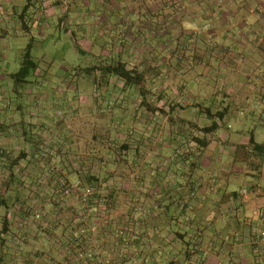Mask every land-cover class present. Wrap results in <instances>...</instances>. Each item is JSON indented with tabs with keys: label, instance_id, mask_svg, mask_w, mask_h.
Segmentation results:
<instances>
[{
	"label": "crops",
	"instance_id": "crops-1",
	"mask_svg": "<svg viewBox=\"0 0 264 264\" xmlns=\"http://www.w3.org/2000/svg\"><path fill=\"white\" fill-rule=\"evenodd\" d=\"M76 1L0 0V81L12 78L8 63L13 51L25 50L29 43L41 45L55 25L75 24L68 33L80 39L75 43L81 47L87 21H77L82 16L71 9ZM242 35L246 43L239 46L233 38L227 63L213 60L236 76L223 87L213 86L211 98L193 92L189 118L203 117L200 106L220 97L228 106L249 100L239 89L250 90L255 84L249 74L264 69V33L252 28ZM37 62L33 79L15 82L18 100L11 103L20 109L10 108L6 90L0 89V103L7 105L0 112V264H264V152L257 154L251 142L264 146L261 133L256 138V129L246 127L250 136L242 135L236 122L225 124L229 108L221 105L211 108L212 114H224L218 128L206 134L207 144L175 148L171 127L167 132L163 127L162 142H152L155 128L150 124L157 112L136 108L133 117L148 114L149 126L137 122L134 144L115 150V157L113 152L107 155L96 144L101 134L93 132L86 154L75 147L77 134L64 121L24 110L25 103L39 106L43 95L49 104L57 97L54 85L60 80L52 59L44 55ZM110 82L105 80V85L110 87ZM66 98L64 94L62 101L70 109ZM184 114L175 116L188 121ZM163 115L173 117L170 112ZM84 161L92 166L87 186H100L87 214L79 190L66 193L57 184L81 179L76 167ZM253 168L259 176L247 170ZM237 173L246 179L239 186Z\"/></svg>",
	"mask_w": 264,
	"mask_h": 264
},
{
	"label": "rangeland",
	"instance_id": "rangeland-1",
	"mask_svg": "<svg viewBox=\"0 0 264 264\" xmlns=\"http://www.w3.org/2000/svg\"><path fill=\"white\" fill-rule=\"evenodd\" d=\"M71 9L77 11L76 15L82 16L77 21H87V38L80 47L75 43V40L80 42V39H74L68 33V29H73L75 24H66L64 27L55 25L45 40H40L41 45L31 47V56L35 60H41L44 55L49 60L52 59L55 69L53 72L58 75L57 80L60 82L54 85L57 89L54 103L49 104L43 95L39 106L33 107V102V108L28 103L23 107L24 110L35 111L37 114L49 113L55 121H64L63 126L73 128L77 134L75 147L81 152L86 151V154L93 132L102 136L101 139L97 138L96 144L102 145L107 155L113 152L115 157V150L122 151V141L127 146L134 144L138 134L137 122L145 129L149 126L148 114L133 117V112L136 113L137 109L145 108L150 111L148 107L140 105L142 94L138 86H125L122 80L111 76L106 79L111 81V86L107 87L105 80L100 81V71L93 70V67L122 61L127 68L144 72L146 106L150 104L159 107L156 110V120L150 124L155 128V132L151 133L152 142H162L163 127L166 132L171 127L172 136L175 137L172 143L176 145L175 148H180L186 143L196 144L193 137L202 136L201 128L212 122L200 115L189 118L188 110L192 104L193 92L199 90V93L211 98L214 96L213 86L223 87L229 84L230 78L236 76L234 71L228 72L225 66L214 63V58H221L223 63H227V48L234 45L233 38H238L237 44L243 46L246 42L242 34L252 28L264 33V0H78L71 3ZM254 37L256 40L255 34ZM29 41L26 39L25 43ZM23 52V48L13 51L8 63L9 73L18 71ZM45 66L47 65L44 63L43 68ZM46 72L36 71L41 75ZM253 73L255 75L249 74V79L255 85L250 90L239 89L242 95L249 96L248 101L230 103L228 106V103L220 102V97L219 102H212L208 107H228L229 114L225 124L236 122L238 129L243 131L242 135L247 136L249 133L245 128H255L256 138L258 133L264 138V69ZM41 75L35 77L39 78ZM33 78L31 75L29 79ZM95 79L100 82L95 83ZM0 85V89L6 90L4 97L11 108V101L18 100L13 90L16 83L9 77L6 81H0ZM23 91L27 96L26 91ZM64 94H67L65 100H69L70 109L62 101ZM180 104L183 107L179 108ZM14 106L16 105L13 104V109H20ZM6 107L7 105L0 103V112H5ZM169 112L172 113V119H166L163 115ZM178 112H187L184 115L189 120H180L175 116ZM97 129L101 131H96ZM254 159L261 157L255 156ZM91 167V163L84 161V165L76 167L82 180L74 183L59 182V188L66 193L79 190L77 192H80L81 198L84 192H97L99 184L88 187L86 183L87 171ZM253 169L247 170L259 176L257 170ZM131 174L133 172L130 170L129 177ZM236 175L239 176L237 185L244 184L245 176L239 173ZM80 203H85L82 204L85 214L90 213L86 202L80 199ZM81 232H85L84 229Z\"/></svg>",
	"mask_w": 264,
	"mask_h": 264
},
{
	"label": "trees",
	"instance_id": "trees-1",
	"mask_svg": "<svg viewBox=\"0 0 264 264\" xmlns=\"http://www.w3.org/2000/svg\"><path fill=\"white\" fill-rule=\"evenodd\" d=\"M37 66H38V62L35 61L31 56V43H29L24 50L21 66L16 73L12 74V78L17 83H24L26 79L29 78L32 75V73L36 70ZM92 69L100 71V81L106 80L107 78L113 76L115 78L122 80L125 86H138L142 94L141 96L142 100L140 101V105L143 107L144 106L148 107L147 109L149 110H155V111L159 108V107L156 108V106H152L150 104L146 106L147 103L145 102L144 99L147 98V94H145L146 77L144 75V72L129 69L126 67V64L122 61H117L116 63H110L99 67H93ZM90 70L91 68L88 69L89 72ZM94 81H96L95 83L97 84L100 82L99 79H95ZM160 110L164 111L161 108ZM199 111L200 114H203L205 116V118L212 120V122L208 126H204L201 128L202 136L193 137L197 145L204 146L208 142L207 139L205 138L206 134L212 133L218 128L217 121L222 120L224 113L221 111H217L214 114H212L211 108L202 107V106H200ZM251 142L253 144V150L261 156L264 152L263 144L255 143L253 139H251ZM126 147L127 144H122V148L125 149ZM11 168L12 167H8L9 170ZM88 181L90 180L88 179ZM96 193L97 192L95 190V192H93L92 194H87V200L84 201L87 204V209L92 208L93 204L91 203V197L98 196ZM80 199L82 200L81 197ZM82 204L84 205L85 203Z\"/></svg>",
	"mask_w": 264,
	"mask_h": 264
},
{
	"label": "built area",
	"instance_id": "built-area-1",
	"mask_svg": "<svg viewBox=\"0 0 264 264\" xmlns=\"http://www.w3.org/2000/svg\"><path fill=\"white\" fill-rule=\"evenodd\" d=\"M76 185H78V183ZM82 200L83 201H86L87 200V193H85V192L82 193ZM88 210H89V212H92L93 211V208H88ZM36 217H38V215ZM88 256H90V254H88ZM171 264H177V263H171Z\"/></svg>",
	"mask_w": 264,
	"mask_h": 264
}]
</instances>
